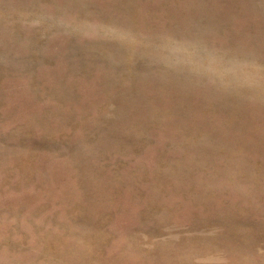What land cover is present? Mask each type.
Listing matches in <instances>:
<instances>
[{"label":"rangeland","instance_id":"1","mask_svg":"<svg viewBox=\"0 0 264 264\" xmlns=\"http://www.w3.org/2000/svg\"><path fill=\"white\" fill-rule=\"evenodd\" d=\"M0 264H264V0H0Z\"/></svg>","mask_w":264,"mask_h":264}]
</instances>
